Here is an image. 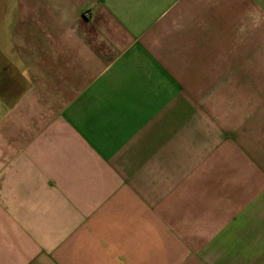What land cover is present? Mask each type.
I'll list each match as a JSON object with an SVG mask.
<instances>
[{
	"label": "crops",
	"instance_id": "crops-1",
	"mask_svg": "<svg viewBox=\"0 0 264 264\" xmlns=\"http://www.w3.org/2000/svg\"><path fill=\"white\" fill-rule=\"evenodd\" d=\"M0 264H264V0H2Z\"/></svg>",
	"mask_w": 264,
	"mask_h": 264
},
{
	"label": "rangeland",
	"instance_id": "rangeland-1",
	"mask_svg": "<svg viewBox=\"0 0 264 264\" xmlns=\"http://www.w3.org/2000/svg\"><path fill=\"white\" fill-rule=\"evenodd\" d=\"M2 0H0V2H1ZM11 1V0H10Z\"/></svg>",
	"mask_w": 264,
	"mask_h": 264
}]
</instances>
